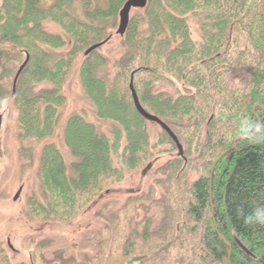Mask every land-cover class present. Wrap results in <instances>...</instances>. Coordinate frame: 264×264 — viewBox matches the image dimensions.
Segmentation results:
<instances>
[{
    "label": "trees",
    "instance_id": "16d2710c",
    "mask_svg": "<svg viewBox=\"0 0 264 264\" xmlns=\"http://www.w3.org/2000/svg\"><path fill=\"white\" fill-rule=\"evenodd\" d=\"M72 1L0 0V107L13 101L20 141H45L37 170L42 193L30 197V213L72 220L126 170L154 182L122 207L97 212L118 242L110 239L108 253L101 242L100 251L60 264H264V0H149L123 36L117 30L127 0L107 8L83 0L84 19L67 9ZM47 21L72 41L52 65L44 46L63 48L67 39L47 30ZM114 38L111 59L101 46ZM79 57L84 94L112 126L100 133L83 114L67 119L62 136L78 159L71 175L51 139ZM107 65L112 74L98 75ZM132 77L143 107L175 132L184 154L162 127L152 139L148 124L157 123L137 110ZM44 83L51 87L29 94ZM19 155L22 168L34 163L32 148L22 144Z\"/></svg>",
    "mask_w": 264,
    "mask_h": 264
},
{
    "label": "rangeland",
    "instance_id": "374dc122",
    "mask_svg": "<svg viewBox=\"0 0 264 264\" xmlns=\"http://www.w3.org/2000/svg\"><path fill=\"white\" fill-rule=\"evenodd\" d=\"M109 1L94 0L93 4L107 8ZM67 9L79 18L84 19L86 16L83 0L69 2ZM142 14L141 9L131 11V17ZM45 28L67 39V44L63 48L44 46L49 54L48 62L52 65L69 53L72 41L63 29L52 21L45 22ZM141 31L144 36L150 34L147 25L142 26ZM117 42L114 38L101 46L103 53L111 59L117 52ZM80 64L81 57L68 75L63 91L67 101L62 108V121L56 135L51 139L63 154L66 168L71 175H74V166L78 159L66 147L62 136L67 119L73 114H83L87 120L98 125L100 133L108 134L112 126L111 122L96 117L93 103L84 94L78 75ZM110 68L108 65L101 67L97 74L107 77L112 74ZM0 78H3L1 71ZM50 87V84L45 83L37 85L29 94L34 95ZM160 129L161 126L158 124H148L152 139L157 138ZM19 134L16 107L10 98H6L0 107V264H60L61 260L71 255L81 258L84 254L91 255L100 251L101 242H104L103 248L108 253L112 244H110L112 230L110 223L102 219L97 212L103 207H109L112 211L122 207L130 194L147 189L154 182V177L148 173L126 170V177L121 183L115 185L111 192L91 206L86 207L74 219L60 221L33 218L29 199L33 194L42 193L37 170L40 151L45 141L34 138L20 141ZM22 144L34 150V163L26 169L22 168L23 162L19 155ZM166 158L163 156L160 162ZM21 188V194L15 200ZM112 240L113 246L114 243L116 246L117 240Z\"/></svg>",
    "mask_w": 264,
    "mask_h": 264
},
{
    "label": "water",
    "instance_id": "95a60500",
    "mask_svg": "<svg viewBox=\"0 0 264 264\" xmlns=\"http://www.w3.org/2000/svg\"><path fill=\"white\" fill-rule=\"evenodd\" d=\"M148 1L149 0H127L124 3V5H123V7H122V9L120 10V13H119L120 21H119V27H118V30H117V33L119 35L123 36L126 33L128 27H129V24H130L132 9H143V8H145L148 5ZM103 43H105V42H103ZM103 43H98V44H95V45L91 46L86 51L85 54L87 55V54L91 53L93 50H95L98 47H100ZM28 60H29V57L27 58L25 63L21 66L20 70L18 71V73H17V75L15 77V80H14V92L16 90V85H17L18 78H19L22 70L26 66ZM130 88H131V91H132V96H133V99H134L135 106H136L137 110L139 111V113L145 119H147L148 121L155 122L158 125H160L162 127V129H164L173 138V140L176 142L180 153L184 154V147L181 144V142H180L179 138L177 137V135L172 131V129L161 118H159L158 116H156V115L150 113L149 111H147L143 107V105L141 104V101L139 99L138 93H137V91H136V89L134 87L133 77L131 79ZM21 191H22V188L16 194L15 200H17L19 198V196L21 194ZM219 234H220V237L222 239H224V236L221 233H219Z\"/></svg>",
    "mask_w": 264,
    "mask_h": 264
},
{
    "label": "flooded vegetation",
    "instance_id": "af4514ba",
    "mask_svg": "<svg viewBox=\"0 0 264 264\" xmlns=\"http://www.w3.org/2000/svg\"><path fill=\"white\" fill-rule=\"evenodd\" d=\"M9 246H10V242H9ZM12 249L14 248L12 245L10 246Z\"/></svg>",
    "mask_w": 264,
    "mask_h": 264
}]
</instances>
